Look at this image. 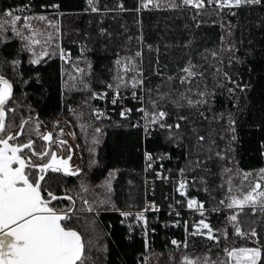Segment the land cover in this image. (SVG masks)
Instances as JSON below:
<instances>
[{
    "label": "trees",
    "instance_id": "1",
    "mask_svg": "<svg viewBox=\"0 0 264 264\" xmlns=\"http://www.w3.org/2000/svg\"><path fill=\"white\" fill-rule=\"evenodd\" d=\"M40 2L59 4L63 12L61 18L49 19H55L59 25L60 32L54 35V39L65 49L69 62L64 64L57 55L47 64L37 66L43 77V87L33 81H30V86H25L16 78L17 85L20 97L24 99V94L27 93L26 101L31 102L41 119L51 124L56 118L64 117L76 130L85 161V173L82 178L86 179L89 187V191L84 194L88 199L102 198L105 194L98 185L102 184L107 170L102 174L96 168H89V161L93 156L101 161V167L106 165L109 169L119 170L113 181L112 200L116 208L132 213L143 206L145 148L152 153L167 152L171 159L164 163L165 169L171 168L170 171L175 174L179 173L180 168L190 169V160L211 155L212 161L208 163L210 172L200 169L185 172L190 181V197L202 201L208 208L220 207L219 200L225 199L228 194L229 174L223 171L224 167L232 168L233 171L239 168L241 172L252 173L264 167V156L259 152V145L264 141V128L260 127L264 117V8L257 6L233 10L237 13L235 16L229 15L228 10L200 11L197 16L196 10L188 6L169 8L168 4L173 0H154L159 7L150 5L139 12L135 9L139 7L140 0H93L94 6L99 9L97 12L90 10L88 0ZM174 2L179 4L180 0ZM121 4L122 8L119 7ZM197 21H200L199 26ZM37 23L33 21V24ZM40 26L44 27L43 24ZM100 29L105 30L103 35ZM7 35L11 37L10 30ZM189 44V47L184 46ZM229 45L233 46L231 52L228 50ZM18 46L19 41L13 39L9 47L4 48V52H14ZM138 51L142 54L139 57L136 56ZM212 51L218 53L219 60L223 61L220 66L224 71H228L233 79H242L251 85L247 96L241 97L239 110L232 107L233 100L225 89L215 88L216 96L212 109L205 111L207 119L192 111L189 120L181 122L182 128L178 133L181 139L177 143H169L162 130L145 141L142 133H138L136 129L116 128L110 126L113 122H98L92 118L93 99L90 98V93L105 90L106 82H114L112 78L117 73V57L121 59L122 64L125 57L132 58L134 67L143 71L144 77L151 82L152 87L163 80V90H167L169 82L166 78L171 76L172 87L183 91L178 77L182 74L180 69L189 58L198 64L199 71L204 73L203 83H206L209 89L215 86L212 73L219 60H213ZM233 55L241 62L234 60L230 67L228 60ZM74 64L84 68L85 72H89L88 65H91V74L84 76L89 85L88 89L79 83L80 77L74 73L72 67ZM22 71L25 79L33 75L26 56ZM157 72L162 73L163 77L156 75ZM70 74L76 76L75 81L69 79ZM135 75L137 72L133 71L131 76ZM228 86L230 85L226 84L225 88ZM121 91L132 89L129 86ZM69 106L73 109L72 112H69ZM173 107L169 105V108ZM184 111L188 114L189 110ZM229 111L233 112L237 119V140L231 142L234 151L228 153L232 158L231 163L218 161L214 155L216 151L225 149L231 139L232 134L227 131L226 119H216L219 113H225L226 116ZM95 126H101L103 129L99 145L93 144V137L97 135L94 132ZM200 135L205 137L202 143L197 140ZM93 148L95 153L91 151ZM193 176H203L206 184L197 181L194 185L191 179ZM231 176L234 187V173ZM79 185L76 181L69 184L59 181L54 190L59 194L63 193L64 189L75 193ZM205 187L208 188L207 192L204 191ZM164 192L165 189L158 185L153 199L162 203ZM228 215L229 210L208 213V223L213 228L228 230L227 241L222 239L221 243L216 245L198 237L192 241L187 251L164 252L152 251L149 247L145 250L141 236L142 225L138 226L135 215L121 223L125 218L119 211H101L96 219L99 229L106 234L103 239V244L108 249L105 264H181L183 256L203 259L206 254L213 260H223V249L226 245L229 248L249 246L246 240L232 234ZM248 223L250 220L245 217L243 226L247 227ZM130 224L133 227L132 239L127 238ZM160 236H155V239ZM170 255L172 260L169 259Z\"/></svg>",
    "mask_w": 264,
    "mask_h": 264
},
{
    "label": "snow or ice",
    "instance_id": "2",
    "mask_svg": "<svg viewBox=\"0 0 264 264\" xmlns=\"http://www.w3.org/2000/svg\"><path fill=\"white\" fill-rule=\"evenodd\" d=\"M88 4L92 12L99 11L94 6L93 0H88ZM150 5L159 7V4L154 3V0H140V5L135 10L139 12L141 9L149 8ZM213 5L221 11L227 9L229 15L235 16L237 13L233 9L256 8L257 6L264 8V0H180L179 4L173 0L168 4V7L188 6L196 9L198 16L200 10ZM39 7H51L58 10L60 6L59 4H41ZM119 7L122 8L123 5L121 4ZM2 16L5 19L0 21V45H3V48H0V264H105L108 249L103 244V239L106 234L99 229L96 217L101 211L109 210L119 211L120 215L125 218L121 223L135 215L138 226L142 225L141 236L145 250H147L149 224L144 211L149 208L158 211L155 202H145L144 211L135 214L116 208L112 200V193L114 191L113 181L119 170L109 169L106 165L101 167V161L95 156L90 158L89 168H96L102 174L105 169L107 170L102 184L98 185L105 194L102 198L88 199L84 195L89 191V187L86 179L81 177L83 170L79 167L73 168L69 164L72 156L71 145L67 140L54 135L53 131L41 133L40 128L43 121L32 105L25 103L27 93L24 94V101L16 97L13 91L15 81L6 78L4 74L11 73L19 83L25 86H30V81H33L43 87V77L37 66L47 64L57 55L64 63L68 62V54L65 49L60 47L54 39V35L60 32L57 21L49 19L45 14H32L31 0L15 9L3 10ZM33 21L38 23L33 24ZM40 24H43L44 27H41ZM199 24L200 21H197V26ZM228 27L230 33V23ZM9 30L11 37L7 35ZM104 31V29H100L101 35L104 34ZM13 39L19 41V46L14 52L5 53L4 48L9 47ZM184 46L189 47L190 44ZM149 47L151 50V46ZM232 47L229 45L230 52ZM141 55L139 51L136 53L138 57ZM25 56L33 73L28 79L24 78L22 71ZM211 56L214 61L219 60L217 52L212 51ZM234 60L237 63L241 62L234 55L230 56L228 60L230 67ZM222 63L223 61L219 60L215 66L212 73L215 78V86L209 89L207 84L203 83L204 73L199 71L200 66L189 58L184 67L180 69L182 74L178 80L183 87V91H180L172 87L173 77L171 76L166 78L169 82L167 90H163L165 88L163 80L160 84L152 87L151 82L144 77L143 71L134 67L132 58L125 57L122 64L121 59L117 57L115 60L117 73L112 78L114 82H106L104 91H91L90 98L105 99L108 90H112L111 103L116 105L118 101L122 102L125 98L121 95V89L130 86L132 89L131 98L139 105L135 111L141 115L133 122L130 119L133 108L123 106L121 103L120 121H113L110 126L136 129L138 133H142L145 141L152 136L154 130L159 129L163 131L169 143H177L181 139L178 135L182 128L181 122L188 121L192 111H196L199 116L207 119L205 111L212 109L216 96L215 88L225 89L233 100L232 107L240 109L241 97L242 95L247 96V90L251 88V85L243 82L242 79H233L228 71L222 69L220 66ZM72 67L74 73L80 77L79 83L88 89L89 85L84 80V76L91 74V65H88V73H85L84 68L75 64ZM129 71L137 72V75L130 80L126 78ZM61 74L62 76L64 74L63 67ZM156 75L163 77V74L159 72ZM69 79L75 81L76 76L70 74ZM226 84L230 86L225 88ZM63 95L62 92V99ZM169 105L174 107L169 108ZM185 109L189 110L188 114L185 113ZM25 110L27 111L26 115ZM68 110L69 112L73 111L71 106ZM91 116L95 120L110 119L106 112L99 108H92ZM216 119H226L227 131L232 135L226 148L216 151L214 155L218 161L231 163L232 158L228 153L234 151L231 148V142L237 140L235 135L237 119L231 111L226 116L225 113H219ZM260 127L264 128V117L261 119ZM53 128L59 129L60 135H63L64 129L59 127V121H54ZM94 132L97 135L93 137V144L99 145L103 129L101 126H95ZM33 135L43 142L40 147H37V140L33 138ZM197 140L202 143L205 141V137L200 135ZM65 150L67 155L58 154ZM91 151L95 153V148ZM259 152L261 156H264V141L259 145ZM143 157L147 171L153 169L156 160L162 161L168 158L169 154L164 152L154 155L145 148ZM210 161H212L211 155L205 158L197 157L195 160H190V169L180 168L179 173L181 177H184L188 170L200 169L210 172L208 169ZM162 167L163 165H161ZM153 171H155L156 178L167 180L168 177L163 176L160 171L155 169ZM223 171L229 174V189L226 198L219 200L218 204L229 210L227 220L232 225V234L250 242L251 246L229 248L226 245L223 249V260H213L207 254L203 259L183 256L181 264H264V167L255 173H243V180H248L249 177L252 179L248 183L247 190L241 191L239 195L233 194L231 176L233 169L224 167ZM235 172L239 174L240 169L236 168ZM51 174L77 176L80 178L79 188L75 193L72 190L64 189L62 195L57 194L53 190L55 177ZM191 179L194 185L197 181L206 184L203 176H193ZM186 186L187 179H182L177 188L181 196H186ZM204 191L207 192L208 188L205 187ZM62 201H67V203H62ZM176 203H181V201H176ZM187 206L190 209L195 206L201 217H204V213L207 211L204 208V203L195 198H189ZM169 208H172V205H169ZM219 210V206H214L212 209V211ZM176 215L179 216L180 213L177 211ZM245 217L250 220L247 227L243 226ZM175 223L179 224L180 222L177 220ZM185 228L187 231V222H185ZM193 228L191 233L193 236L199 235L216 245H219L222 239L224 241L229 239V232L226 228L215 229L204 218L200 219ZM128 231L127 238L132 239L133 227L131 224ZM152 231L155 232V229ZM181 243L176 239L171 240V244L177 248L181 246ZM187 246L185 240L183 247L187 248ZM169 259H173L171 255Z\"/></svg>",
    "mask_w": 264,
    "mask_h": 264
},
{
    "label": "built area",
    "instance_id": "3",
    "mask_svg": "<svg viewBox=\"0 0 264 264\" xmlns=\"http://www.w3.org/2000/svg\"><path fill=\"white\" fill-rule=\"evenodd\" d=\"M30 0H0V19H5L2 16V12L5 9H15L18 6L29 3ZM32 4V14H45L48 17H57L61 18L63 16V12L61 8L59 9H53L51 7L48 8H40L39 5L42 3L40 0H31ZM49 5V4H46ZM246 8V7H242ZM194 9V8H192ZM241 9V8H240ZM196 10V9H194ZM227 9H224L225 11ZM237 10V9H233ZM200 11H219L215 8V6H209L205 7L204 9ZM18 14V13H17ZM104 91V90H102ZM121 95L125 97L123 101H118L116 105H113L111 103L112 99V90H108V95L105 99H93V108H99L102 111L106 112L107 116L110 117V119L105 120H95L94 117H92L95 121L98 122H113V121H120L119 111L121 107V103L123 106L131 107L133 108V112L131 113L130 119L135 122L139 117L140 113H137L135 111V108L138 107V103L131 98V91H121ZM160 131L159 129L154 130L153 134ZM152 134V135H153ZM145 150V149H144ZM154 155L159 153H153ZM171 159V156L169 155L168 158H165L164 160H156V162L153 164V169L156 171H160L163 176L168 177L167 180H162L156 178L155 171L153 169L145 170L146 164L144 161V198H143V206L140 209H137L134 211V213H138L141 211H144L145 208V202H155V204L158 206V211H154L152 209H148L147 211H144V215L148 219L149 224V230H148V247L152 251H164V252H177V251H187L189 250L192 241L195 238L200 237L199 235L193 236L191 233L193 232L194 228L193 226L197 224V222L202 219L200 213L196 210V207L193 206V208H188L187 206V200L190 197L189 195V185L190 181L188 177L184 174V177H181L180 173L175 174L174 172L170 171L171 168L165 169L164 163ZM161 165L163 167L161 168ZM182 179H187V186H186V196H181L180 193L177 191L179 182ZM158 185H161L162 189H165L164 192V198L162 203H158L156 200L153 199L154 194L157 191ZM196 199V198H195ZM197 200V199H196ZM176 201H181V203H176ZM169 205H172V208H169ZM204 208L207 210L204 214H208L210 212H219L228 210L224 206L219 207V211H212L213 208H208L204 206ZM179 212L180 215L177 216L176 212ZM162 215L163 218H162ZM179 221V224H176L175 221ZM185 222H187V231L185 228ZM152 229H155V232L152 231ZM157 239H155V236H159ZM176 239L177 241L182 242L181 246L177 248L176 246H173L171 244V240ZM187 242V248L183 247V242Z\"/></svg>",
    "mask_w": 264,
    "mask_h": 264
},
{
    "label": "flooded vegetation",
    "instance_id": "4",
    "mask_svg": "<svg viewBox=\"0 0 264 264\" xmlns=\"http://www.w3.org/2000/svg\"><path fill=\"white\" fill-rule=\"evenodd\" d=\"M0 48H2V45H0ZM4 74L6 75V78L15 81L13 83L14 94H15L16 97H18L22 101H24V99L22 97H20L21 95H20V92H19V89H18L16 77L13 76L11 73H4ZM25 103L26 104H31V102H29V101H25ZM26 114H27V111L25 110V115ZM41 121H43V123L41 124V128H40L41 133L46 132V131H53L54 135H57V132L55 131V129L54 128L51 129V127H53L52 124H48V122H46L43 119H41ZM70 127L72 128V131L69 132L67 137H62L61 139L67 140L68 144L71 145V147H72V156H71V160L69 161V164L73 168H75V167L81 168L83 170V172L81 174V177H82V175L85 173V161H84V156L82 154V147H81V144H80V141H79V137L77 135L76 130L74 129V127L71 124H70ZM73 133L75 134L74 136L71 135ZM33 138L37 140V147H40L43 142L40 141L35 135H33ZM69 139H71L72 143H70ZM58 154L61 155V156H65V155H67V152L65 150V151L59 152ZM51 175L55 177V183H54L53 190L55 189L56 184H59V181L60 182L66 181L67 184H69L71 181H73V182L76 181V183H80V178H78L77 176L63 175V174H51ZM55 192L57 193V191H55ZM57 194H59V193H57ZM60 194L62 195L63 193H60ZM62 203H67V201H62Z\"/></svg>",
    "mask_w": 264,
    "mask_h": 264
},
{
    "label": "rangeland",
    "instance_id": "5",
    "mask_svg": "<svg viewBox=\"0 0 264 264\" xmlns=\"http://www.w3.org/2000/svg\"><path fill=\"white\" fill-rule=\"evenodd\" d=\"M185 7H187V6H185ZM68 62H69V58H68ZM67 63H64V64H67ZM85 73H88V71H86ZM132 73H133V71L127 72L126 78L130 80L132 78V76H131ZM54 121H59V127L64 129L63 135H60L59 129H55V131L57 132V135L60 136V138L67 137L69 132L72 131V128L70 127V123L67 121V119H65L64 117H59V118H56ZM54 121L51 123L52 126H53ZM52 128L53 127H51V129ZM69 141H70V143H72L71 139H69ZM233 173H234V176H235V183H234V187H233L234 188V193L233 194L239 195V193L241 191H246L247 190L248 183L252 179V177H249L248 180H243V173L244 172L240 171L239 174H236V172L234 170ZM202 218H204L206 220V222H208V214H204V217H202ZM199 238L206 239V238L201 237V236ZM246 242L248 243L249 246H251L250 242H248V241H246Z\"/></svg>",
    "mask_w": 264,
    "mask_h": 264
}]
</instances>
